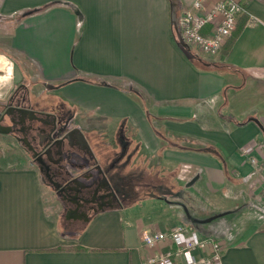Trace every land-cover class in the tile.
I'll return each mask as SVG.
<instances>
[{
	"label": "crops",
	"instance_id": "0c3cea01",
	"mask_svg": "<svg viewBox=\"0 0 264 264\" xmlns=\"http://www.w3.org/2000/svg\"><path fill=\"white\" fill-rule=\"evenodd\" d=\"M63 1L82 16L60 6L27 17L11 46L46 83L66 81L59 91L88 120L90 148L105 145L108 177L136 192L123 203L125 186L78 223L54 209L33 159H0V264H143L168 246L147 248L141 232L181 223L224 244L213 264H264V0H245L229 51L200 60L175 39L170 0Z\"/></svg>",
	"mask_w": 264,
	"mask_h": 264
},
{
	"label": "flooded vegetation",
	"instance_id": "af4514ba",
	"mask_svg": "<svg viewBox=\"0 0 264 264\" xmlns=\"http://www.w3.org/2000/svg\"><path fill=\"white\" fill-rule=\"evenodd\" d=\"M52 87L50 98L45 101L39 90L31 91L24 83L13 82L7 95L0 98V132L11 135L24 154L39 164L70 221L82 223L120 203L121 191L131 183L108 177L94 148L85 147L81 129L72 126L62 131L61 119L70 115L59 106V85ZM84 136L92 146L87 134ZM67 146L85 152L88 157L84 161L93 166V175L82 172L84 165L76 161V172L63 166ZM123 156L124 153L114 157L115 162Z\"/></svg>",
	"mask_w": 264,
	"mask_h": 264
},
{
	"label": "built area",
	"instance_id": "2783aa9c",
	"mask_svg": "<svg viewBox=\"0 0 264 264\" xmlns=\"http://www.w3.org/2000/svg\"><path fill=\"white\" fill-rule=\"evenodd\" d=\"M246 13L245 0H186L178 16V30L183 40L201 53H220L239 18ZM249 147L242 153L247 155ZM255 163L256 158H251ZM142 243L156 249L164 243L166 250L154 251L143 259V264H213L220 263L223 255L222 243L211 237H194L192 228L186 224L175 225L168 231L141 232Z\"/></svg>",
	"mask_w": 264,
	"mask_h": 264
},
{
	"label": "rangeland",
	"instance_id": "374dc122",
	"mask_svg": "<svg viewBox=\"0 0 264 264\" xmlns=\"http://www.w3.org/2000/svg\"><path fill=\"white\" fill-rule=\"evenodd\" d=\"M58 1L61 2L60 6H66L70 4L63 0H58ZM177 2H178L177 17H178L186 4V0H177ZM70 5H71L70 9L77 12V15L81 17L82 16L81 9L74 4H70ZM60 6L57 3V0H50L42 4H33V5H25L22 3L19 4L18 0H0V98H3L7 95V93L10 91L12 87L13 82L14 83L16 82V84L22 82L25 85L29 86L30 87L29 89L31 91L37 89L39 90V92H42L43 98L45 99V101L46 100L48 101L51 95L50 93L52 91L51 88H53L52 87L53 84L59 85L60 87L66 83V81H63L59 84L48 83V82L46 83L41 78L39 73L35 70V68L30 64L29 60L15 53L11 46V41H12L11 34L13 33V30L16 27V25L19 24L23 19L37 14H41L47 10ZM81 24H83V21H81ZM80 30H82V25L79 26V31ZM173 33L175 35V39L178 41L177 30L174 28V26H173ZM184 49L198 60L203 59L204 58L203 56H205L194 46H190L189 48L184 47ZM57 99L60 102L59 106L60 105L63 106V108H61L62 111L63 112L67 111L68 114L70 115L68 117H63L61 119L60 126L62 131L68 130L72 126H76L79 129H81L84 135L87 134V136L91 137V131L87 130L86 128V123H88V120H85L86 118L82 120V118H84L85 116L82 117L76 115V113L79 111L80 108H78V106H75L69 99L65 98L61 94V92L57 93ZM42 108L44 109V105ZM84 114L85 113H83V115ZM94 118H96L97 120H102L99 117H94ZM94 143H95V151L100 156V154L103 153V147L105 145H103L101 142L98 141ZM244 146H248L249 149L251 148V145L249 144H246ZM243 147H241V151ZM65 150H66V154H65L66 157L64 162L62 163L63 166H65V168L70 169L71 172L78 171V168L75 165V161H79V160L84 161L85 158H87L88 156L85 154L84 151H80L75 148L74 149L69 148L68 146L65 148ZM124 154L127 160L129 158V156H127L128 153L127 154L124 153ZM246 156L249 157L250 160L251 158H255L251 155L250 150ZM22 158H25V154L23 152L22 147L16 144V142L14 141L11 135L0 132V159L12 163L14 160L21 161ZM106 159L105 162L108 161V157ZM123 163L124 160H122L119 165H122ZM252 163L254 162L252 161ZM255 164H257V161L255 162ZM133 177H130L132 181L134 179ZM136 177L138 179V175H136ZM43 178L47 188L52 190L53 187L49 185L44 175ZM130 183H131L129 186L130 189L127 193L130 192L131 196H125L122 199L123 203L134 200V192H136L135 191L136 187L133 186L132 182ZM51 192L53 193V200H51L50 202L52 203V206H54V209L57 210L60 206V202L58 201V198H56L57 196L55 195L53 190ZM146 192H147L146 194L153 195V186L149 188ZM52 193L49 194L52 196ZM127 197L128 198L130 197L131 199L127 200ZM49 199L51 198L48 197V201ZM62 211L64 214L63 209ZM222 245L224 250V244L222 243Z\"/></svg>",
	"mask_w": 264,
	"mask_h": 264
},
{
	"label": "water",
	"instance_id": "95a60500",
	"mask_svg": "<svg viewBox=\"0 0 264 264\" xmlns=\"http://www.w3.org/2000/svg\"><path fill=\"white\" fill-rule=\"evenodd\" d=\"M177 7H178V2L177 0H171V9H172V24L174 26V28L177 30V34H178V40L179 43L187 48H189L190 46L183 40L182 36L180 35V32L178 30V17H177ZM82 138L84 140L85 143V147L86 148H90V145L88 143V141L86 140L85 136L82 134Z\"/></svg>",
	"mask_w": 264,
	"mask_h": 264
},
{
	"label": "trees",
	"instance_id": "16d2710c",
	"mask_svg": "<svg viewBox=\"0 0 264 264\" xmlns=\"http://www.w3.org/2000/svg\"><path fill=\"white\" fill-rule=\"evenodd\" d=\"M57 3H58L59 6H60L61 2L57 0ZM62 7H68V8H70L71 5L68 4V5H66V6H62ZM81 31H82V30H81ZM79 37H80V33L77 34V39H78ZM235 38H236V37L231 38L229 41H227V51H229V50L231 49V47H232V45H233V42H234Z\"/></svg>",
	"mask_w": 264,
	"mask_h": 264
}]
</instances>
